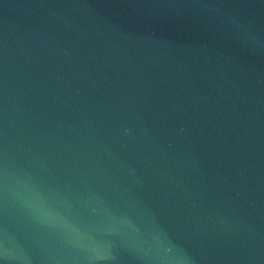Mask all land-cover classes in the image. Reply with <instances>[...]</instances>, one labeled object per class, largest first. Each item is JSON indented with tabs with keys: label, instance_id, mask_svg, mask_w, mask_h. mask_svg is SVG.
Segmentation results:
<instances>
[{
	"label": "water",
	"instance_id": "water-1",
	"mask_svg": "<svg viewBox=\"0 0 264 264\" xmlns=\"http://www.w3.org/2000/svg\"><path fill=\"white\" fill-rule=\"evenodd\" d=\"M0 264H264V0H0Z\"/></svg>",
	"mask_w": 264,
	"mask_h": 264
},
{
	"label": "clouds",
	"instance_id": "clouds-1",
	"mask_svg": "<svg viewBox=\"0 0 264 264\" xmlns=\"http://www.w3.org/2000/svg\"><path fill=\"white\" fill-rule=\"evenodd\" d=\"M166 251H171V249H166Z\"/></svg>",
	"mask_w": 264,
	"mask_h": 264
}]
</instances>
